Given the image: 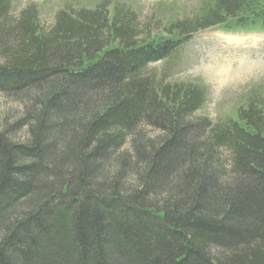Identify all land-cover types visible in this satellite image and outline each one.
I'll use <instances>...</instances> for the list:
<instances>
[{
    "label": "trees",
    "instance_id": "16d2710c",
    "mask_svg": "<svg viewBox=\"0 0 264 264\" xmlns=\"http://www.w3.org/2000/svg\"><path fill=\"white\" fill-rule=\"evenodd\" d=\"M111 6L45 27L0 0V94L20 108L0 117V264H264V99L213 124L205 90L151 70L216 26L264 28V0L157 29Z\"/></svg>",
    "mask_w": 264,
    "mask_h": 264
},
{
    "label": "rangeland",
    "instance_id": "374dc122",
    "mask_svg": "<svg viewBox=\"0 0 264 264\" xmlns=\"http://www.w3.org/2000/svg\"><path fill=\"white\" fill-rule=\"evenodd\" d=\"M104 0H14L16 13L33 4L42 25H52L61 10L94 8ZM131 7L142 24L158 28L171 21H182L201 15L215 0H108ZM111 6V7H112ZM143 26V25H142ZM160 28V26H159ZM170 83H193L205 90L206 102L198 116L213 124L237 120L238 112L258 94L264 99V32L245 29L225 32L219 28L197 34L169 60L151 68ZM20 108L0 94V117ZM11 117V116H10Z\"/></svg>",
    "mask_w": 264,
    "mask_h": 264
}]
</instances>
